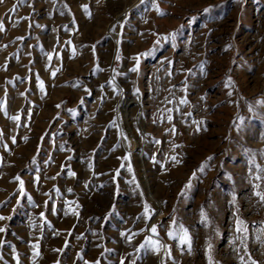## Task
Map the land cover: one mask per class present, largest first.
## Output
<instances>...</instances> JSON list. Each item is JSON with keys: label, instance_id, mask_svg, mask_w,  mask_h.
Instances as JSON below:
<instances>
[{"label": "rangeland", "instance_id": "rangeland-1", "mask_svg": "<svg viewBox=\"0 0 264 264\" xmlns=\"http://www.w3.org/2000/svg\"><path fill=\"white\" fill-rule=\"evenodd\" d=\"M0 22V137H24L0 208L17 197L22 253L26 224L52 230L28 220L43 194L71 225L55 264H264V0H2ZM153 225L166 247L137 252Z\"/></svg>", "mask_w": 264, "mask_h": 264}, {"label": "crops", "instance_id": "crops-1", "mask_svg": "<svg viewBox=\"0 0 264 264\" xmlns=\"http://www.w3.org/2000/svg\"><path fill=\"white\" fill-rule=\"evenodd\" d=\"M4 90H6V88L3 89L2 94L5 92ZM0 110L3 111L4 109L0 108ZM1 114L5 115V110L3 112H0V115ZM0 128L2 131H4L2 126H0ZM8 134H4L2 137H0V193L2 192L3 188L7 192L10 189L11 190L14 189V187L16 186V182H13L11 185H9V182L6 181L4 184H2L1 182H4L2 176L3 173L5 174V172L8 171L7 166L11 164L17 166L19 164L22 158V155L20 154H23L22 152L24 150V148L18 145L20 142L15 143L16 145L13 146L12 145L13 141H11V139L15 138V134H11V135L9 134L10 140L8 138L9 137ZM18 139L22 140L24 139V137L23 136L18 137L17 139H15V141L17 142ZM5 145L7 146L6 148ZM14 174L15 172L11 173V177H10L11 180H13ZM29 187L31 186L29 185ZM32 196L34 199H33V205L28 208V215H29L28 220L30 221V219L34 215L39 217L37 220H42L40 219L41 218L40 214L44 213L43 220L48 221V223L52 226V230L33 232L32 231L33 228L30 226L28 227V225L26 224L25 226L27 227L26 229L27 232L22 235L19 234V239L22 242H24V244L26 245L25 247H27L25 253H22L21 250H19V248L16 246V243L13 241V235L17 233H15L14 230L12 229L9 230L8 229L9 226L6 224L8 215L10 213L9 210H11L12 207H14V204H16L17 197L14 196V199L11 200L10 203L7 206H5V208L2 209L0 208V217L4 218L0 220V229H4L3 232H0V242H2L0 243V257H2V259H0V264H17L16 259H14V257L19 258V264H25L24 259H27L26 264H38L37 259L39 255L40 256L42 255V251H41L42 243H44V247L51 248L55 252V256L51 260H49L48 263L55 264L56 263L55 261L58 259L59 248L61 247L62 241L66 237V233L68 231L67 229L70 228L71 225L69 227L67 226L66 228L61 225H58V221H57L58 212L54 209L53 203L47 205L46 208V203L43 194L41 195V198L33 194ZM6 231H9L11 235L7 234ZM54 236H57V239L61 238V241H59L60 244L55 245L54 242H56V240L54 239L51 240V238ZM32 245H37V247L34 249ZM34 251L37 253V255L35 256L33 255Z\"/></svg>", "mask_w": 264, "mask_h": 264}, {"label": "snow or ice", "instance_id": "snow-or-ice-1", "mask_svg": "<svg viewBox=\"0 0 264 264\" xmlns=\"http://www.w3.org/2000/svg\"><path fill=\"white\" fill-rule=\"evenodd\" d=\"M0 2H2V0H0ZM144 0H141V3H143ZM26 3V0H18V4L20 6H23L24 4ZM83 7V6H82ZM87 9L85 8V11ZM13 11H15V6L13 8ZM4 30L3 28V23L0 22V31ZM143 55H148L147 53L146 54H143ZM117 59H119V57H117ZM48 60L51 61L52 60V56L51 55H48ZM136 61H137V67H133L131 69V71H137L138 70V65H139V56L136 57ZM56 75V72L53 71L52 72V76L55 77ZM228 86V84H226V87ZM39 87H40V90L43 91L44 90V87H43V83L41 82L39 84ZM181 103H185V101L181 100ZM171 111V110H170ZM13 119H16V120H19V117H14ZM169 120L172 119L171 116L168 117ZM111 126L115 127V121L111 122ZM173 131H175V129H173ZM121 135L123 136L124 134L121 133ZM13 143H15V138H13ZM7 146L5 145V148ZM61 150H64L63 149V146H61ZM124 159H128V157H124ZM129 171H131V168L129 166ZM258 171H264V169H258ZM70 176L71 175H74V173H72L71 171H69L68 173ZM259 177H257L258 179ZM17 179H19V177H17ZM38 179V178H37ZM53 179H55V177H53ZM21 194H23V182L21 181ZM187 187V186H186ZM255 187H258V185H256ZM69 192H71V189H69ZM184 193L182 192L181 195H183ZM256 195L260 196V193L257 192ZM262 200H264V196H261L260 197ZM67 203V202H66ZM152 210L149 208V206L147 204L144 205V215L146 218H150L151 215H152ZM40 217L41 219L43 220L44 219V213H41L40 214ZM202 218L206 220V217L203 216V212H202ZM4 219L3 217H0V220ZM4 229H0V232H3ZM248 231V226L241 220H237L236 222V232L237 233H240V234H244ZM150 235L146 236L145 237V240L142 244L139 245V247L137 248V252H139L141 249H145V250H149V251H153L157 254H159L160 250L165 248L166 246L162 244L161 241H159L158 239H156V237L158 236V232H157V227L155 225H153L151 228H150ZM168 234V237L169 239H173V240H176L179 244V246L181 248H183L184 245H189L190 247V238L188 236V232L186 229H184L182 226L177 228L176 225H175V222L173 223V227L172 229L169 230V232L167 233ZM122 235H126V238L129 240V242H131V240L134 238V236L136 235L135 233H133L132 235H127V234H124L122 233ZM246 238V237H245ZM2 243V242H0ZM11 247V246H9ZM32 247L35 249L37 247V245H32ZM33 255H37V253L34 251L33 252ZM0 259H2V257H0ZM14 259H16V262L17 264H19V258L18 257H14ZM243 259V258H241ZM97 264H99V262H97ZM121 264H124V261L122 260L121 261Z\"/></svg>", "mask_w": 264, "mask_h": 264}, {"label": "bare ground", "instance_id": "bare-ground-1", "mask_svg": "<svg viewBox=\"0 0 264 264\" xmlns=\"http://www.w3.org/2000/svg\"><path fill=\"white\" fill-rule=\"evenodd\" d=\"M117 102H118V104H119V102H120V99H119V97H118V99H117ZM128 104V103H127ZM126 105V104H125ZM128 109V106H125V107H123L122 108V115H121V117L123 118L122 119V121L125 123L126 122V117H127V110ZM117 118H118V120H119V116H117ZM118 120H117V122H118ZM120 126V125H119ZM124 127L126 128V129H129V127H128V125L127 124H125L124 125ZM124 136V135H123ZM124 138V137H123ZM125 141H128V143H126ZM125 141H124V144H130L131 146H132V148H134V146L136 145V142H135V140H133V138L131 137V139H125ZM143 183H144V186H145V188L146 189H148V185H147V180H145V178L143 179ZM147 195L149 196V198H151L152 200H153V198H152V196L150 195V193H149V190H147ZM154 202H156V201H154ZM160 258V257H159ZM157 259L158 261H160V259Z\"/></svg>", "mask_w": 264, "mask_h": 264}, {"label": "water", "instance_id": "water-1", "mask_svg": "<svg viewBox=\"0 0 264 264\" xmlns=\"http://www.w3.org/2000/svg\"><path fill=\"white\" fill-rule=\"evenodd\" d=\"M154 218V216H152V218L150 219V221H149V223H148V225H147V227L150 225V223L152 222V219ZM147 232L149 233V231L147 230Z\"/></svg>", "mask_w": 264, "mask_h": 264}]
</instances>
